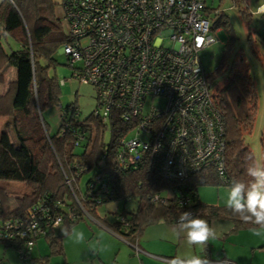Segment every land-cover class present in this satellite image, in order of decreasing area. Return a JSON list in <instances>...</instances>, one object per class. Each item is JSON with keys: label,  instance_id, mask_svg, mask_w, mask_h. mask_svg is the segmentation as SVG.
Segmentation results:
<instances>
[{"label": "trees", "instance_id": "obj_1", "mask_svg": "<svg viewBox=\"0 0 264 264\" xmlns=\"http://www.w3.org/2000/svg\"><path fill=\"white\" fill-rule=\"evenodd\" d=\"M231 2L242 16L247 17L251 13H248V0ZM55 5L52 0L0 2V64L14 67L16 74L4 93L0 89V232L5 219L20 214L47 196L64 199L65 204L59 207L64 213L61 225L39 236L48 239L53 252L61 251L64 229L69 231L85 215L129 243H134L149 224L159 219L176 223L179 215L189 210L194 211L191 213L193 217L205 213L208 219L227 218L233 222L234 229L257 227L253 223H244L239 213H233L226 206L202 203L197 192L201 184L231 187L239 181L247 189L254 182L247 174V168L255 167L254 155L244 141V134L250 133L253 127L257 94L247 64L238 65L234 59L230 67L222 70L224 75L216 87L215 101L224 125L222 173L208 167L180 181H172L162 178L149 160L122 168L116 164L115 152L121 138L129 136L133 125L129 122L116 116L102 121L89 114L80 121H74L85 135L77 146L72 138L65 140L57 131L47 132L42 115L46 106L54 104L66 110L73 107L72 104L65 107L58 104V88L62 82L49 75L47 69L54 62L55 51L69 40L64 14L62 10L61 16L56 14ZM206 8L208 15H212V29L219 24L229 28L228 18L222 11L215 12L218 8L212 10L207 5ZM9 39L16 43V48H12ZM40 59L47 64L42 65ZM243 59L241 56L239 61ZM208 76L214 79L217 75ZM1 82L0 76V86ZM106 129L109 132L107 139L104 137ZM259 142L264 166V129ZM77 147H82V150L77 152ZM72 161L83 164L85 170L76 173V168L71 166ZM54 165L56 170L52 169ZM88 171H93L92 177L87 179L85 189L81 190L78 179ZM100 172L108 173V179L103 180L107 190L95 182L94 177ZM66 177L70 179V186L65 181ZM161 191L174 194L180 191L190 199V203L178 205L173 196L170 203L151 201V195ZM9 195L20 196L14 208L8 205ZM113 200L124 203L132 200L134 206L130 210L123 207L110 212L113 218L109 220L106 214L101 215L99 208ZM68 206L70 210L67 211ZM196 208H203V211L197 213ZM119 217L125 220L124 224ZM0 242L15 249L18 245L16 239L2 236ZM259 248H264V244Z\"/></svg>", "mask_w": 264, "mask_h": 264}, {"label": "built area", "instance_id": "obj_2", "mask_svg": "<svg viewBox=\"0 0 264 264\" xmlns=\"http://www.w3.org/2000/svg\"><path fill=\"white\" fill-rule=\"evenodd\" d=\"M58 3L68 25L69 40L61 51L72 68L70 77L94 89L90 114L102 121L116 116L133 124L134 134L122 137L115 152L116 164L125 168L149 160L162 178L172 181L208 167L222 173L224 125L215 101L216 82L203 71L198 56L201 48L214 41L217 29L211 28L205 0ZM76 62L79 65L73 67ZM156 98L164 99L162 106L154 103ZM77 115L76 107L59 109L57 130L60 135L70 132L75 146L85 139L84 131L74 125L80 121ZM71 166L76 173L85 170L77 161ZM94 179L107 190L103 181L108 179L107 172ZM65 181L70 186V179ZM172 196L178 205L190 203L180 191L156 192L150 199L170 203ZM64 206V199L47 196L5 219L0 236L16 239L17 253L26 260L35 239L61 225L64 213L59 207ZM207 260L236 264L225 258Z\"/></svg>", "mask_w": 264, "mask_h": 264}, {"label": "rangeland", "instance_id": "obj_3", "mask_svg": "<svg viewBox=\"0 0 264 264\" xmlns=\"http://www.w3.org/2000/svg\"><path fill=\"white\" fill-rule=\"evenodd\" d=\"M52 1L56 4L55 13L61 16V7L58 3V0ZM248 1V13H251L247 17H245L241 15L236 7L232 6L231 0H205L207 7L212 10L214 8H218V11H222L223 14L227 16L230 26L229 28H227L224 24H219L217 26V29L214 31V41L201 48L198 52V56L203 71L210 75H217L214 78L216 87L217 83L224 75L223 69L226 67H230L234 59H237L236 63H238V65L247 64L248 72L254 80L257 102L252 130L250 133L244 134V141L253 152L255 167H259L262 166L261 147L259 139L260 134L264 129V13H261L258 10L264 4V1ZM262 7H264V5ZM211 13L213 14V12ZM63 25L66 29V25L64 22ZM167 33L168 32H164L163 34L166 36ZM9 43H11L10 45L12 46V48L17 47L16 43L12 42V40L10 39ZM241 56L244 58L242 62L239 61ZM53 59L54 62L51 63L47 68L48 73L49 75L57 78L58 81L63 80L62 83L59 84L58 88V104H61V106L63 107L72 104L73 107H76V109L78 110L77 116L80 118V120L86 118L91 113L95 104V94L93 87L90 84L79 82L74 77H70L72 68L68 65L66 56L61 51V47H59L55 51V53L53 54ZM39 62L42 65L47 64L43 59H40ZM78 65L79 63L76 62L74 63L73 67H77ZM0 76L2 81L0 89L1 93H4L16 76L15 70L12 66L7 65L6 63H3L2 65L0 64ZM154 103L162 106L164 103V99L156 98L154 100ZM148 104H150V100H147L145 105L147 106ZM42 115L47 125V132L52 134L57 131L60 127L59 106H55L54 104L46 106L42 111ZM57 134L61 137H65V140L67 139V137L72 138L71 133L68 131H65L63 135H60V133L58 132ZM133 134V131L129 132L130 136ZM108 135L109 132L108 129H106L104 132L105 139L108 138ZM139 136L141 138H146V135L144 133H139ZM75 150L77 152H80L82 150V147H77ZM55 167L56 165H54L52 169L56 170ZM92 173L93 171L84 172L78 179V184L81 190L85 189V182L89 177H92ZM229 189L230 187L225 185L201 184L198 186L197 192L202 203L214 207H223L226 206V199ZM12 194H15V192H12ZM15 200L16 197L12 196L11 201L15 203ZM133 206L134 201L132 200L126 201L125 203L122 200H113L103 203L99 208V212L101 213V215L106 214L107 219L111 220L113 217L110 212L121 210L123 207L127 210H130L133 208ZM201 211H203V208H196L197 213ZM196 217L205 219L207 222L212 220V223H214L210 227L215 230V234L219 231L227 230L229 227H231V223H233L231 220L229 221L223 218L213 217L208 219V215L205 213L200 214ZM87 219L89 220V218L85 215L83 220L85 221ZM246 228L252 227L239 229ZM180 238V241H185L186 234L184 232L183 235L180 233ZM38 241L39 242H37V244L43 245L46 253V251L49 250L48 243L43 239H40ZM210 241L212 247L214 245H220L219 238H210ZM33 246H35V243L33 244ZM126 246L127 248H131V252L134 253L133 247H128V245ZM202 247L203 246L197 245L196 249ZM14 248L13 250L17 254V260H19L21 264H30L29 262L23 261L18 256V253ZM179 253H183V250L181 248H179ZM263 254L264 253H261L259 256H263ZM117 257L118 258L117 260H115V262H111L108 264H125L128 255L122 250L117 253ZM260 260H263V258H261Z\"/></svg>", "mask_w": 264, "mask_h": 264}, {"label": "crops", "instance_id": "obj_4", "mask_svg": "<svg viewBox=\"0 0 264 264\" xmlns=\"http://www.w3.org/2000/svg\"><path fill=\"white\" fill-rule=\"evenodd\" d=\"M13 69L15 70L14 67ZM12 196L16 197L15 203L11 201ZM19 201V195L8 196L10 208L17 206ZM176 223L159 219L146 226L134 243H129L102 225L88 219L80 220L68 232L70 233L74 227L77 233L83 234L82 238L64 234L61 239V251L53 252L48 245L49 250L47 249L45 253L43 245L37 242L43 239L48 243V239L39 237L29 256L23 261L30 264H108L115 262L118 258L117 253L123 250L128 255L125 264H169V261L177 256L181 258L199 256L202 259L225 258L236 264H264V254L259 256L264 253V248H259L264 244V229H260V234L257 235L251 232L250 228L234 229L231 223V227L227 230L215 234V238L220 240L219 246L212 247L209 239L202 248L196 249L197 245H188L186 240L180 241V234L177 236L175 230ZM213 223L212 220L208 222L210 226ZM181 234L183 235V232ZM126 245L133 247L134 253ZM11 247L0 242V264H21L16 258L14 247ZM179 248L183 253H179ZM261 258L263 260H260Z\"/></svg>", "mask_w": 264, "mask_h": 264}, {"label": "clouds", "instance_id": "obj_5", "mask_svg": "<svg viewBox=\"0 0 264 264\" xmlns=\"http://www.w3.org/2000/svg\"><path fill=\"white\" fill-rule=\"evenodd\" d=\"M258 11L264 13V7ZM247 174L253 178L254 182L247 189L244 183L234 182L228 191L226 207L233 213H239L244 223L256 225L257 227H252L249 230L259 235L260 229H264V166L249 167ZM178 221L179 223L175 226L177 236L184 232L188 245L203 246L210 238L215 239V230L205 219L193 217L191 211L182 212ZM64 233L65 235H75L77 238H82L83 235L77 233L74 227L70 233L64 229ZM169 264H209V261L199 256L190 258L177 256L169 261Z\"/></svg>", "mask_w": 264, "mask_h": 264}]
</instances>
